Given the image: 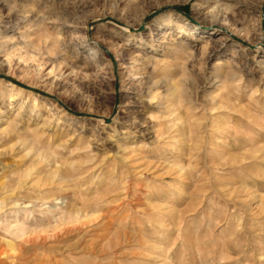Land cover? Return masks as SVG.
Listing matches in <instances>:
<instances>
[{
  "label": "rangeland",
  "instance_id": "374dc122",
  "mask_svg": "<svg viewBox=\"0 0 264 264\" xmlns=\"http://www.w3.org/2000/svg\"><path fill=\"white\" fill-rule=\"evenodd\" d=\"M262 144L264 0H0V196L102 231L0 264H264Z\"/></svg>",
  "mask_w": 264,
  "mask_h": 264
},
{
  "label": "bare ground",
  "instance_id": "6f19581e",
  "mask_svg": "<svg viewBox=\"0 0 264 264\" xmlns=\"http://www.w3.org/2000/svg\"><path fill=\"white\" fill-rule=\"evenodd\" d=\"M219 97L223 98L222 95H219ZM233 129L235 130V132L240 131L235 128ZM223 130L229 133L228 132L229 129L227 126H224ZM215 137L217 139V141L215 142H221L220 137H224V135L219 134V136H215ZM249 139H250L249 142L251 141L257 142V139L255 138H249ZM236 142L239 143L238 138H236ZM261 146L258 149L254 150V152L253 151L248 152L249 150H245L243 154H245L248 157V156H252L254 153L260 151L261 149L262 151H264V144H262ZM219 155L220 157L225 156V154L223 155V152ZM246 156L243 155V158ZM260 158H262L263 160L264 154L260 155ZM212 160L213 159L210 158V161ZM183 168H184L183 166H179L178 168L179 173H182ZM14 194H15L14 191H11L9 193H3L0 196V236L6 239L5 244H7L9 247H12L13 240H17L18 242L27 245V247L26 246L25 247L28 249L29 247H43L48 250L47 255H52V253L55 252V250L63 251L65 249L70 248L69 243L63 242V240L67 238L70 234H72L74 230H77V232H81L80 234H82V237H84L85 243L82 245V247L85 246V248H92V243L99 241L101 239L102 231H99V229L91 230L92 228H88L86 230H81L80 226L77 227H72V225L69 226L73 222L82 223L81 222L82 220L85 219L90 220L93 214L90 213L89 211H84L79 209H76L74 211L65 210L64 205L66 204V202H64V199H62L59 196H54L49 200H40V199H22L19 198L18 196L16 198ZM59 199L61 200L58 201ZM49 201H53V203L48 205L47 207L42 206L44 203ZM47 211L52 217V222L48 223L44 221L45 218H42L41 223L39 222L40 224L37 225L31 222L32 219H35V217L31 216L32 213H37V214L39 212L48 213ZM112 217L113 216L111 215V213H104V215H102V217L99 219L97 223V225H100L102 227L100 228L101 230H103V227L110 222ZM86 235L87 238H85ZM263 237H264V228H262V238ZM25 247L21 248L20 251L16 252L17 255H14L15 258H13V260L17 262L13 264H52L48 262V260L43 262L42 260H36L35 257L26 254L25 252H27V250H25ZM1 253H4V251H1ZM50 259H52V257ZM262 259H264V251H262Z\"/></svg>",
  "mask_w": 264,
  "mask_h": 264
}]
</instances>
